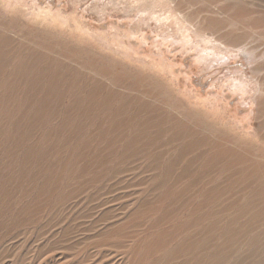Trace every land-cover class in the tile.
Instances as JSON below:
<instances>
[{
    "label": "rangeland",
    "instance_id": "374dc122",
    "mask_svg": "<svg viewBox=\"0 0 264 264\" xmlns=\"http://www.w3.org/2000/svg\"><path fill=\"white\" fill-rule=\"evenodd\" d=\"M191 1L254 12L228 27L250 39L225 52L169 0H0V264H264V179L214 150L264 161V0Z\"/></svg>",
    "mask_w": 264,
    "mask_h": 264
},
{
    "label": "bare ground",
    "instance_id": "6f19581e",
    "mask_svg": "<svg viewBox=\"0 0 264 264\" xmlns=\"http://www.w3.org/2000/svg\"><path fill=\"white\" fill-rule=\"evenodd\" d=\"M161 1V0H160ZM170 3L172 4V6L175 9V13L183 20L185 21L186 24H188L192 29H194L196 35H199L200 37H205L207 39L211 40V43L214 44L216 47H220L221 49H223L225 52H230V51H237L239 50L238 47H240L245 40H247L248 38L250 39L249 36H242L240 34L237 33V29H232V28H228L230 26L232 27H239L240 23H238L240 20L246 18V20H249L252 18L253 13L251 14H247L244 15V12L242 14H239L237 16H235V20L230 22V23H226L225 21L228 19H226L225 21H219V20H215V19H201L199 17V15L197 13H189L187 12L188 9H190L189 7L190 2H192L191 0H169ZM166 5V3H165ZM194 5V4H193ZM159 7H161L160 5H158ZM164 6V5H163ZM167 6V5H166ZM170 6V5H168ZM157 6H155L154 8H156ZM167 8V7H166ZM172 10V9H171ZM170 11V10H169ZM173 11V10H172ZM171 11V12H172ZM220 11V10H218ZM232 11V10H231ZM240 11V10H239ZM174 12V11H173ZM213 13V12H212ZM225 13V12H224ZM174 14V13H173ZM231 14V13H230ZM264 15V14H263ZM261 15V18L262 16ZM215 16V15H214ZM217 16V15H216ZM254 18V17H253ZM252 18V19H253ZM223 19V18H222ZM255 19V18H254ZM257 19V18H256ZM260 20V18H258ZM178 20V19H177ZM243 21V20H242ZM250 21V20H249ZM255 21V20H254ZM253 21V23H254ZM261 21V20H260ZM263 21V20H262ZM261 21V22H262ZM179 22H181L179 20ZM241 22V21H240ZM259 22V21H258ZM264 22V21H263ZM182 23V22H181ZM184 23V22H183ZM182 23V24H183ZM245 23V22H244ZM256 24H258L257 22H255ZM252 24V23H251ZM253 24V25H256ZM244 25V24H243ZM248 25V24H247ZM260 25V24H259ZM263 25V24H262ZM261 26V25H260ZM250 27V26H249ZM255 27V26H254ZM5 29V28H4ZM225 29H227L225 31ZM260 29V28H258ZM261 30V29H260ZM6 31V30H5ZM239 31V30H238ZM264 31V30H263ZM7 32V31H6ZM237 33V34H236ZM261 34V33H260ZM233 35H238L237 37V45H232L228 42V39L230 36ZM198 36V37H199ZM262 36H264V34H262ZM256 37V36H254ZM253 39V38H252ZM264 39V38H263ZM0 63L1 62H5L7 61V59L10 56V47L12 45V41L9 37L5 36V35H0ZM252 41V40H251ZM262 45V43H261ZM217 50V48H214ZM257 49V48H256ZM31 51V50H30ZM29 51V52H30ZM26 52V51H25ZM253 53V52H251ZM35 54V53H34ZM51 55V54H49ZM262 55V54H260ZM259 55V56H260ZM23 56V55H22ZM44 57V56H42ZM256 57H258L256 55ZM40 58V57H39ZM56 58V57H55ZM76 60V59H75ZM92 60V59H91ZM43 61V60H42ZM41 61V62H42ZM68 61V60H67ZM74 62V61H73ZM29 63V61L27 62ZM63 63V62H62ZM55 65V64H54ZM70 65V64H69ZM95 65V64H94ZM51 66V65H50ZM49 66V67H50ZM27 67V65H26ZM67 67V66H65ZM60 68V67H59ZM70 68V67H69ZM72 68V67H71ZM75 68V67H74ZM25 69V68H24ZM54 69V68H53ZM65 69V68H64ZM83 69V67H82ZM264 66L263 65H259L258 67H256L255 69H253L251 71V74L249 73L250 77L252 79H254L259 87V97H258V118L259 120H263L264 121V76L259 78V75L263 72ZM33 70V69H32ZM31 70V71H32ZM61 70V69H60ZM100 70V69H99ZM56 71V70H55ZM67 72V71H66ZM74 72V71H73ZM94 72V71H93ZM92 72V73H93ZM108 72V71H107ZM64 73V72H63ZM72 73V72H71ZM70 73V74H71ZM91 73V72H90ZM95 73V72H94ZM111 73V72H110ZM63 75V74H62ZM61 75V76H62ZM78 75V73H77ZM85 75V74H84ZM98 75V74H97ZM110 75V74H109ZM60 76V78H61ZM82 76V75H81ZM101 76L102 79L103 77H105V73L103 71H101ZM87 77V76H86ZM110 77V76H109ZM69 78V77H68ZM67 78V79H68ZM73 78V77H72ZM108 78V77H107ZM112 78V77H111ZM57 79V78H56ZM78 79V78H77ZM69 80V79H68ZM85 80V79H84ZM105 80V78H104ZM121 78H117V81H120ZM63 81V80H62ZM65 82V81H64ZM98 82V81H97ZM53 83V82H52ZM59 83V81H58ZM73 83V82H72ZM82 83V82H79ZM64 84V83H63ZM80 85V84H78ZM82 85V84H81ZM88 85V84H87ZM116 85V84H115ZM67 86V85H66ZM70 87V86H69ZM72 88V87H71ZM81 88V87H80ZM106 88V87H105ZM55 89V88H54ZM63 89V87H62ZM64 90V89H63ZM68 94V92H67ZM80 94V93H79ZM78 94V95H79ZM101 97V96H100ZM103 97V95H102ZM100 99V98H99ZM87 100V99H86ZM153 100V99H152ZM88 103V102H87ZM89 105V104H88ZM199 127V126H198ZM196 129V128H194ZM194 129H192L191 127H188V131L191 133ZM203 129V128H202ZM208 131V130H207ZM262 131L264 132V122L262 125ZM260 133V140L264 143V133L258 132ZM225 136V134L223 135ZM232 141L226 138H218V140L215 141L214 143V150H216V155H215V160L220 161L222 158L224 157H228V161L230 162V165H233V167H237L240 168V171L243 172V170L247 171L246 174H251V175H255V174H259L261 173V178L264 179V161H256L251 157H245L244 155H239V154H235L231 151L230 146ZM202 145H207L210 144L213 146V142L210 141L208 138H205L203 140H200V143ZM237 146V145H236ZM238 148L242 149V150H247L245 149L244 146L240 145L237 146ZM216 161V163H217ZM250 168V169H249ZM245 174V175H246ZM244 175V176H245ZM250 176V175H249ZM263 188H264V182L262 184H260ZM264 192V190L262 191Z\"/></svg>",
    "mask_w": 264,
    "mask_h": 264
}]
</instances>
